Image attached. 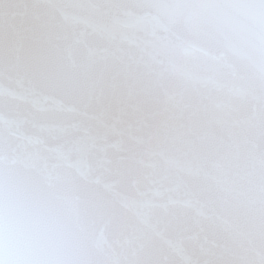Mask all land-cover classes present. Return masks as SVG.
<instances>
[{"label":"snow or ice","instance_id":"1","mask_svg":"<svg viewBox=\"0 0 264 264\" xmlns=\"http://www.w3.org/2000/svg\"><path fill=\"white\" fill-rule=\"evenodd\" d=\"M0 264H264V0H0Z\"/></svg>","mask_w":264,"mask_h":264}]
</instances>
